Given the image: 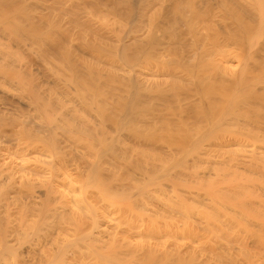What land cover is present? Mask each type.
Instances as JSON below:
<instances>
[{
    "label": "bare ground",
    "instance_id": "obj_1",
    "mask_svg": "<svg viewBox=\"0 0 264 264\" xmlns=\"http://www.w3.org/2000/svg\"><path fill=\"white\" fill-rule=\"evenodd\" d=\"M84 1L78 4L86 9L78 12L76 3L59 12L48 8L49 16L58 12L54 17L81 14L91 28L103 19L102 31L112 23L110 31L109 24L103 32L99 28L108 32L96 45L95 33L90 40L88 31L84 43L73 42L79 31L67 29L79 27V18H62L74 20L67 29L58 25L61 17L49 22L60 34L61 28L74 34L66 39L74 50L61 51L71 52L74 64L78 55L79 65L66 69H78L70 73L83 75V82L66 77V69L57 75L58 63L49 70L55 57L41 55L54 84L47 91L48 83L41 81L47 95L40 81L39 87L32 84L46 100L40 92L36 99L33 86L28 89L30 100H38L30 110L41 108L35 111L41 122L20 119L26 134L20 123L19 133L30 141L0 147V264H264V0H108L111 7L107 0H93L114 7L110 17L107 10V22ZM87 9L92 17L101 15V22L86 17L92 15ZM86 43L88 54L103 45L104 56L91 54L102 62L92 60L111 65L102 68L89 55L87 63L81 57ZM6 62L14 66L15 60ZM91 67L94 83L84 74ZM40 69L31 72L37 77ZM41 101L46 107H39ZM19 103L6 105L4 114L24 113L29 105ZM8 114L0 116L1 127L6 120L18 127L16 116L14 121Z\"/></svg>",
    "mask_w": 264,
    "mask_h": 264
},
{
    "label": "rangeland",
    "instance_id": "obj_2",
    "mask_svg": "<svg viewBox=\"0 0 264 264\" xmlns=\"http://www.w3.org/2000/svg\"><path fill=\"white\" fill-rule=\"evenodd\" d=\"M32 1V0H31ZM31 1L30 0H0V20L3 18V20L2 21H0V29H2V30H0V43H3V45H1L0 44V50L3 52V53H1V51H0V71H1V73H0V76H3V77H5V78H2L1 80H3V81H0V90H1V92H0V116L1 115H5L6 116V114H8V112L7 113H5L4 114V112H5V109H7L6 107H10V108H12V107H14L15 105L14 104H17L18 102H21V103H19L20 104V106H22V105H25L24 103H26V104H28L29 106H24V108L26 107V109L27 110H25V112L24 113H22V114H17V116H16V118H15V116L14 115H12L11 116V112H9V114L8 115H10V120L11 119H13L14 120V118H15V122L16 123H14L13 122V124H17L18 125V127L15 125V126H13L10 122H8L7 124H6V121H8V120H6V121H2V123L4 122L5 123V125L4 126H2L1 127V125H0V130H2L1 132H3V134H2V136H0V139L1 138H3L2 140L3 141H0V147H9V148H16V147H14L16 144H14V142L16 143V142H18L19 141V139H22L23 137H26V136H24L25 134H26V131H24L25 129H23V127L22 126H24V125H21V124H23V122L25 123L26 121H29V123H31V124H34L35 125V123L34 122H38V123H40L41 121H39L40 119L39 118H36V115H35V111H37L36 109H35V111H33V110H30L32 107H33V109H34V106L35 105H38V100H40L42 97H43V99H44V95H47V93H44L43 91L44 90H42L43 89V82H47L48 83V86L46 87V84H45V87L47 88L46 90L47 91H50V90H48L49 88H51L50 86H53L54 84L52 83V76H51V74H53V73H50L49 75H48V72H50L49 70L51 69V68H53V64H54V67L56 66V63H58V64H61L63 61L65 62L66 60L67 61H69V57H70V59H72L71 57L73 56V54H70L71 52H68L70 49H72V50H74L73 49V47H71L69 50H68V47H70L68 44V42L66 41V39H68V38H70L71 39V36H73L74 34H72V35H69L68 33L66 34L65 32H67V30L69 31V32H75L76 31V33H77V31H79L78 32V34H75V36H73V37H76V35H78V36H80V38H78L77 37V39H80V40H77L76 38H74V40H73V42H75V41H77V42H79V41H81V42H83V40L84 39H86V38H84V39H82V34L83 33H85V32H87L88 31V33H86V35H87V37H89V39L90 40H94L93 42H95V39H96V45H100V44H97V40L99 39V41H100V43H101V41H104V37L102 38V36H104V34H106L108 31H106V32H104V34L103 33H101V32H103L104 30H105V27H106V25H110L109 26V28L112 26V23H105L104 24V26L105 27H103L104 28V30L102 31V28H100V24L103 22L104 23V21H103V19H102V22L99 20V16H101V15H104V20L106 21V17L108 16V17H110L111 15H113V13L112 12H110V11H113V9H114V7H113V9H110L109 10V8L107 9V7H106V9H105V7L103 8V6H102V4L103 3H107V1H103L102 2V4L100 5V3H98V1H93V0H86L87 2L88 1H90V2H92V3H90L89 2V4H91V6L92 7H94V14H100V12L98 11V10H101L103 13H101V15H99L98 17L96 16V17H92L93 16V11H91L90 9H87V10H85V11H88V14H91L92 13V15H89V16H86V17H91V19H93V18H97V19H95V21L94 22H97V20H98V22H101L98 26L96 25L97 23H95V24H93L94 25V27H95V25L98 27V29H94V27H90L91 26V24H90V20L91 19H87V23H89L90 24V26H88L86 23H84V21H81V19L79 18L80 17V12L79 13H77L81 8L83 9H86L84 6V3H82L81 5H82V7H80L79 8V6H80V4H78V3H81V2H83V0L81 1H79V0H68V1H61V0H56L55 1V4H54V0H45V1H48V2H43L44 0H37V1H39V2H37V1H35V0H33L34 2H36V3H34L33 1H32V4H31ZM58 1V2H57ZM62 2V3H60V2ZM77 1H79L78 3H77ZM86 1H84L85 3H86ZM13 2V3H12ZM69 2H73V3H70L69 4ZM110 1H108V3H109ZM114 2H115V0H114ZM114 2H113V6H114ZM38 3V4H37ZM47 3V4H46ZM56 3H57V5H56ZM76 3V4H75ZM94 3V4H93ZM96 3H97V5H96ZM112 3V2H111ZM28 4V6H26ZM37 4V5H36ZM50 4V5H49ZM51 4H52V6L54 7H52L51 6ZM60 4H62V5H60ZM64 4V5H63ZM73 4V6H74V4H75V8H76V6L78 7V8H76V11H74V12H76L77 14H80L79 15V17H74V16H78V15H74L73 17H71V15L70 16H68V15H66V16H68L69 18L71 17V19L73 18V19H75V18H79V20H75L76 22H78V23H76L77 25L76 26H79V27H74L75 26V23H74V25L73 26H70V29H67L68 27H65V26H69V23H71L70 21H72V24H73V22H74V20H70V21H67L69 18H67L66 16H64V17H66L67 18V20L65 19V21L64 20H62V18H64L63 16H61V14H59V15H57L58 17H61V20L63 21H61V20H59V18H57V16H55L54 17V14L55 13H58L59 12V10L60 9H62V7L63 6H71ZM78 4V5H77ZM86 4H88V3H86ZM93 4V5H92ZM47 6V9H46V6ZM56 5V6H55ZM106 5V4H105ZM109 5H110V3H109ZM20 6V7H19ZM34 6V7H33ZM38 6V7H37ZM66 6V7H67ZM87 6V8L90 6V5H86ZM91 6H90V8H91ZM55 7L57 8L56 10L58 11V12H55V10H54V14H52L51 13V16H49L50 15V11H48V8H52V9H55ZM98 9L97 11L98 12H96L95 10H96V8ZM110 7H111V5H110ZM40 8V9H39ZM65 8V7H64ZM75 8H73V9H75ZM68 9H70V8H68ZM24 10V11H23ZM41 10V11H40ZM46 11V12H44V11ZM50 10V9H49ZM106 10V11H105ZM107 10L110 12L109 14H107ZM19 11V12H18ZM36 11H38V13L36 12ZM39 11H40V13H39ZM67 11H69V10H67ZM67 11H65L66 12V14H68L67 13ZM71 11H73V10H71ZM81 11V10H80ZM4 12V13H3ZM29 12V13H28ZM42 12V13H41ZM51 12H52V10H51ZM60 12H62V11H60ZM82 12H84L83 10H82ZM81 12V13H82ZM45 13H48V16H47V14H45ZM64 13V12H63ZM72 13V15H73V12H71ZM70 13V14H71ZM86 13V12H85ZM4 14V15H3ZM42 14H45L44 15V20H46V21H44V24H43V19H41V17L43 16ZM65 14V13H64ZM63 15V14H62ZM87 15V14H86ZM107 15V16H106ZM23 16V17H22ZM82 16V15H81ZM85 16V15H84ZM2 17V18H1ZM113 17V16H112ZM82 19H85V18H83V16L81 17ZM102 18V17H101ZM31 19V20H30ZM53 19H55L54 21H56V19H58L59 21H58V25L60 26V27H65L66 29H64V31H63V29L61 28V32H63L62 34H60V29H58L59 28V26H56V24L55 25H53V24H50L49 22L51 21V23H52V21H53ZM108 19V18H107ZM113 18H109L108 19V21L109 20H112ZM86 20V19H85ZM35 21V22H34ZM42 21V23H40ZM53 21V22H54ZM62 23H61V22ZM67 21V22H66ZM39 22V23H38ZM47 22H48V24H47ZM66 24H65V23ZM69 22V23H68ZM80 22H83L85 25H86V27H82V26H84V24L81 26V24H80ZM107 22V21H106ZM109 22H112V21H109ZM36 23V24H35ZM55 23V22H54ZM64 23V24H63ZM92 23V22H91ZM11 24H12V27H11ZM20 27V26H22V29L21 30H19V27L17 26V25ZM42 24H43V26H42ZM50 24V25H49ZM60 24H62V25H60ZM68 24V25H67ZM78 24H80V25H78ZM39 25V26H38ZM44 25H46V26H44ZM92 25V26H93ZM14 26V27H13ZM37 26V27H36ZM88 26V27H87ZM103 25H101V27H102ZM11 27V28H10ZM16 27V28H15ZM42 27V28H41ZM48 27V28H47ZM51 27V28H50ZM58 27V28H57ZM72 27H74V28H72ZM11 30H10V29ZM38 28H41V29H38ZM47 28V29H46ZM72 28V29H71ZM90 28V29H89ZM101 29V32L99 33V30ZM107 28L108 27H106V30H107ZM108 28V30L110 31L111 30V28L109 29ZM8 29V30H7ZM46 30L47 32H44V30ZM91 29H94V30H91ZM18 31V32H16L15 33V31ZM39 30H41L40 32H39ZM51 30V31H50ZM66 30V31H65ZM83 30H85L84 32H83ZM97 30V31H96ZM5 31V32H4ZM20 31V32H19ZM56 33H55V32ZM51 33V32H53L54 33V35H53V38L51 37L52 35L51 34H48V33ZM91 32V33H90ZM95 33V38H92L91 36L93 35L94 36V33ZM64 33H65V37H67V38H65V37H62L63 35H64ZM81 33V34H80ZM90 33V34H89ZM93 33V34H92ZM16 34V35H15ZM97 34H99L101 37L99 38V36H97ZM102 34V35H101ZM4 35V36H3ZM6 35V36H5ZM19 35V36H18ZM22 35V36H21ZM45 35V37H43ZM58 35V37H56V36ZM21 36V37H20ZM28 36H29V38H28ZM56 38H55V37ZM97 36V37H96ZM24 37V38H23ZM49 37L51 38V39H49ZM92 39H91V38ZM6 38V39H5ZM28 40H27V39ZM43 38V39H42ZM61 38V39H60ZM52 39H55V42L52 40ZM63 39H64V41H63ZM73 39V38H72ZM101 39V40H100ZM50 41H52L53 43H55L56 45H51V43L52 42H50ZM69 42H71L70 40H68ZM85 41H87V40H85ZM105 41H106V39H105ZM67 42V43H66ZM88 42H92V41H88ZM112 42V41H111ZM111 42H109V44L111 43ZM60 43H61V45H63V47L62 46H60L59 47V50L61 51V50H68V51H61V52H59V50H57V48L56 47H58V45H60ZM72 43V42H71ZM84 43V42H83ZM99 43V42H98ZM25 44V45H24ZM28 44H30V45H28ZM48 44V45H47ZM108 44V45H109ZM112 44V43H111ZM110 44V45H111ZM28 45V46H27ZM75 45H76V43H75ZM81 45H82V43H81ZM80 45V46H81ZM84 45V47L86 48V50H84V51H81V49H84L83 47H80V46H78V47H80L81 49H80V51L81 52H83V56L81 55L82 53H80V55H81V57L82 58H86V59H88L87 57H88V55H89V59L91 58V60H92V58H93V60H95V61H97L96 59L98 58L97 57V55L99 54L100 56H101V54H102V56H104L103 55V53H101V50L104 48V46L102 45V48H100L99 47V49H100V51L98 52L97 50H95L94 52L95 53H97V55H96V57H92V55H94L95 53L92 51V53H90V54H88V52H87V49H88V51H90L89 50V47L90 46H85V45H91V43H86V44H83ZM109 45V46H110ZM2 46V47H1ZM10 46V47H9ZM18 46V47H17ZM21 46V47H20ZM25 46V47H24ZM30 47V48H27V47ZM71 46H73L72 44H71ZM76 46V47H77ZM106 46V49H107V45H105ZM108 46V48H110ZM112 46V45H111ZM23 47V48H22ZM45 47V49H43V50H47L48 52L46 53V51H44L43 52V50H41L42 48H44ZM76 47H74V48H76ZM94 47V46H93ZM93 47H91L90 49L91 50H94V49H92ZM97 47V46H96ZM2 48V49H1ZM11 48V49H10ZM27 48V49H26ZM46 48H48V49H46ZM51 48H53V49H51ZM64 48H66V49H64ZM97 49V48H96ZM105 49V48H104ZM102 50V51H105V50ZM24 50V51H23ZM38 50V51H37ZM51 50V55H53L52 56V58H51V55H48L49 54V51ZM76 50H79L78 48H76ZM110 50V49H109ZM112 50V49H111ZM71 51V50H70ZM28 52V53H27ZM29 52H30V54H29ZM34 52V53H33ZM59 52V53H58ZM62 52H65V54L64 53H62ZM106 52L109 54V51L108 50H106ZM7 54L8 53V56L6 55V58L4 57V60L5 59H7L8 60V58H9V56H10V58H9V60L7 61V62H9L10 61V59H11V57H16V58H14V60H15V62H14V60L13 59H11V61L12 62H14L13 63V65L14 66H11L10 64L12 63V62H9V65L10 66H6L8 63L6 62V61H2V58H3V56L2 55H4L5 56V54ZM24 53V54H23ZM26 53V54H25ZM31 53H33V54H31ZM72 53H77V51L76 52H72ZM27 54H29V55H27ZM58 54H60V55H65V56H59V57H57V55ZM92 54V55H91ZM105 54V53H104ZM112 54V53H111ZM111 54H109V56H111ZM15 55V56H14ZM41 55L43 56V55H46V59L48 60V57L50 56V58H49V60L48 61H50V60H52L53 59V57H55L58 61L57 62H55L54 61V59L52 60V62L50 61V63L52 64L51 66H50V64L49 63H47V65L46 64H44L45 63V61H46V59H44L43 60V62H39V60L40 61H42L41 60V58H43V57H41ZM79 55V56H80ZM2 56V57H1ZM77 56V60H78V55H76ZM84 56H87V57H84ZM109 56H107V58L109 57ZM8 57V58H7ZM27 57V58H26ZM35 57H37V58H35ZM41 57V58H40ZM64 57H67V58H64ZM81 57H80V59H81ZM106 57V56H105ZM23 58V59H22ZM33 58H35V59H33ZM76 59V57H73V61L72 60H70L69 62L70 63H68L67 64V62H65V66H60L59 68H58V64H57V66L55 67V71H58L56 74L57 75H60V74H58V73H61V71L63 70V69H66V67H69L70 66V68L71 67H73L75 64H76V62L78 63L77 65H79V63L80 62H78V61H80V60H76V62H75V64L73 63L74 62V60ZM112 58V57H111ZM32 59V60H31ZM84 59H81V60H83V61H85ZM88 59V60H89ZM100 58H98V60H99ZM104 59V58H103ZM110 58H108V60H109ZM88 60H86L87 61V63L89 62ZM90 61V62H93V63H95V64H97L95 61ZM101 60V59H100ZM106 62L105 63H107V60L106 59H104ZM35 63L36 62V65L35 66H39V67H37V68H34L33 66V62ZM39 63H42V64H39ZM47 61V62H48ZM82 61V62H83ZM85 61V62H86ZM110 62L112 61V60H109ZM7 63V64H5V66H4V63ZM89 62V63H90ZM98 62V61H97ZM100 62V61H99ZM101 62H102V60H101ZM100 62V63H101ZM25 63V64H24ZM29 63V64H28ZM71 63H73L74 65H72ZM93 63H91L92 65H93ZM105 63L103 62V64H97L98 66H100V67H102V66H104V67H106V65L107 64H109L108 66H110L111 65V63H107L106 65H105ZM16 64H20V65H22V66H20V67H18V65L16 66V68H15V65ZM31 64V65H30ZM38 64V65H37ZM43 64H44V66H45V69L44 70H48V68H49V70H48V72H46V71H43V68L42 67H44L43 66ZM72 66H71V65ZM94 64V65H95ZM27 65V66H26ZM29 65H30V67H29ZM33 65V66H32ZM67 65H69V66H67ZM92 65H90V66H92ZM93 65V66H94ZM48 68H47V67ZM107 66V67H108ZM17 67H18V69H17ZM23 67V68H22ZM26 67H28L27 68V72H28V74H29V72H31V70L33 71V69H38L39 70V68L41 67V71H38L37 70V72L39 73V74H41V72L43 73V75H37V77H36V74H35V70H34V72H31V73H33V74H35V79H33L34 81H32V80H30V78L32 79V76L31 77H29L30 76V74H29V76H28V74H26L25 73V71H26ZM32 67V68H31ZM75 67H77V66H75ZM86 67H88L89 68V66H86ZM95 67V66H94ZM104 67H102V68H104ZM4 68H5V70H4ZM21 68V69H20ZM66 69V71L67 70H69V72H65L64 74H66V73H68V74H71V75H76L75 74V72H76V70H78V69H76V68H74L75 69V72H73V73H70V70H74V69ZM54 69V68H53ZM52 69V70H53ZM91 69H94V71H96V68H90V70L88 71L87 69V71H88V74H87V72L85 71L84 72V74H85V76H90V78L91 77H95L96 76V72H94L95 73V75H94V73H92L93 72V70L91 71ZM17 70H18V72L19 73H17ZM22 70V71H21ZM28 70H30V71H28ZM61 70V71H60ZM79 71V70H78ZM78 71L76 72L77 74H78ZM64 72V71H63ZM72 72V71H71ZM80 72V71H79ZM90 72V73H89ZM18 74H20V75H18ZM26 74V75H25ZM64 74H63V76L62 77H64ZM68 74H66V77H68V78H70L69 76H68ZM93 76H92V75ZM32 75V74H31ZM47 75V76H46ZM34 76V75H33ZM41 76H43V78L46 76V79H45V81L43 80V78L41 77ZM50 76V77H49ZM77 76V75H76ZM27 77H29V78H27ZM40 77V78H39ZM47 77H48V81H46L47 80ZM14 78V79H13ZM27 80H26V79ZM73 78H75V76L73 77ZM77 78V79H76ZM75 79L76 80H78L79 78H78V76L76 77ZM82 78H84V76L83 75H81L80 76V79L78 80L80 83H82L83 81H80V80H84V79H82ZM90 78H88L89 79V81L91 80H94V78L92 79H90ZM4 79L6 80V79H8L7 81H4ZM28 79H29V81H28ZM38 79V80H37ZM40 79H42V80H40ZM64 80H65V78H63ZM75 79H71V80H69V79H67V81H69V82H72V84H75ZM12 80H14V81H16V82H14L13 84H12ZM17 80H18V82H17ZM73 80V81H72ZM8 81H9V83L11 84L10 86H8ZM37 81V83L40 81V84L42 85V87L40 88L39 86H40V84H39V86L37 85V83L35 84V82ZM41 81H43V82H41ZM78 81H76L77 83L75 84L76 85V87H78ZM86 81H88V80H86ZM86 82L85 83V85H89L88 83H90V82ZM4 82V83H3ZM21 82V84H18V83H20ZM33 82V83H32ZM65 83H67V84H70V83H68V82H66V81H64ZM74 82V83H73ZM28 83V84H27ZM31 83V84H30ZM91 83H94V81L93 82H91ZM90 83V84H91ZM16 84H18V85H20V86H23V87H18V86H16V87H18V89L17 90H12L13 89V86H14V88H16L15 87V85ZM23 84V85H22ZM35 84L37 87H39V89H41V91H42V93H44V95L40 92V91H36V90H34V89H37V88H35L36 86H33V85ZM53 84V85H52ZM2 85H4V86H2ZM30 85H31V89H32V91L35 93V95L37 96V98H36V96H35V98L36 99H38V100H34L35 102H36V104L33 102V100H30V99H32V97H31V95H30V93L32 92L31 91V89H30ZM75 85H74V87H75ZM82 85H84V84H82ZM70 89H71V87L73 88V86L71 85H67ZM92 85H89V87H91ZM1 87H3V88H1ZM44 87V88H45ZM10 88V90H8ZM25 88V89H24ZM92 88H94V87H92ZM4 89H6V90H4ZM20 89V90H19ZM24 89V90H23ZM27 89V90H26ZM31 91H29V90ZM78 89V88H77ZM4 90V91H3ZM28 91V93H27V96H28V98H26V97H24L25 95H26V93L24 92V91ZM72 90V92L74 93L75 91V88L74 89H71ZM79 90V89H78ZM77 90V91H78ZM9 91V92H8ZM11 91V92H10ZM21 92V93H19V92ZM36 91V92H35ZM7 93L8 92V94H4V93ZM12 92H13V94L15 95L14 97L12 96L13 94H12ZM16 94H15V93ZM24 92V93H23ZM39 92H40V96H41V94L43 95L42 97H40L39 95H37V94H39ZM71 92V91H70ZM90 92H92V90L90 89ZM19 93V94H18ZM23 93V94H22ZM34 93H32V94H34ZM37 93V94H36ZM49 93V92H48ZM73 93H71V94H73ZM93 93V92H92ZM2 94V95H1ZM4 94V95H3ZM10 94V95H9ZM76 94H78V93H76L75 92V96H76ZM6 95V96H5ZM24 95V96H23ZM1 96H2V98H1ZM9 96V97H8ZM13 98H15V99H13ZM23 98H22V97ZM33 96V97H34ZM39 96V97H38ZM6 98V100H5V98ZM11 97V103H10V101H9V99L8 98H10ZM18 97H20V98H18ZM29 97H31V98H29ZM46 97V96H45ZM34 98V99H35ZM40 98V99H39ZM26 99H27V101H26ZM29 99V100H28ZM1 100H3V101H1ZM8 100V101H7ZM24 102H22V101ZM44 100H46V98L44 99ZM5 101V102H4ZM6 101H7V103H6ZM18 101V102H17ZM12 102H13V104H12ZM34 104H33V103ZM41 102H43V101H41ZM46 102V103H45ZM2 103H6L5 105H2ZM8 103H10L11 105L9 106V104ZM47 104V101H44L43 102V104H41V105H39V107L40 106H45V105ZM7 105V106H6ZM32 107H31V106ZM6 106V107H5ZM4 107H5V109H4ZM23 107V106H22ZM38 107V106H37ZM46 107V106H45ZM3 108V109H2ZM42 108H44V107H42ZM38 109V108H37ZM39 110H41V108H39L38 109V111ZM30 111V113H31V116L30 115H28L27 113ZM32 111H33V113H32ZM37 111V112H38ZM27 114V115H26ZM40 114H42V111H41V113L39 112V114L37 115L38 117L40 116ZM7 115V116H8ZM34 115V116H33ZM20 116V118H19V122H17V119H18V117ZM21 116H22V118H21ZM25 119H24V118ZM35 117V118H34ZM7 118V117H6ZM8 119V118H7ZM20 119H23L22 121L20 120ZM39 119V120H38ZM21 121V122H20ZM1 122V121H0ZM12 122V121H11ZM10 123V124H9ZM19 123H20V125H21V129H23V131L25 132V134H21L20 135V133H23V131H19V130H21L20 129V125H19ZM27 123V122H26ZM37 123V124H38ZM3 125V124H2ZM27 127H30V126H27ZM24 128H26V127H24ZM20 132V133H19ZM7 133V134H6ZM4 134H6V135H4ZM22 136V137H21ZM19 137V138H18ZM27 137H28V135H27ZM4 139L6 140V141H9V143L10 142H12V144L10 143H8V145H7V143H6V141H4ZM26 139H28L29 141H30V137H28V138H26ZM26 139H22L21 140V142H22V145H23V143H27V141L28 140H26ZM23 140H26V141H23ZM28 141V142H29ZM21 142H20V144H21ZM5 143V145H3ZM18 145H19V143H17ZM12 145V146H11ZM14 145V146H13ZM17 145V146H18Z\"/></svg>",
    "mask_w": 264,
    "mask_h": 264
}]
</instances>
